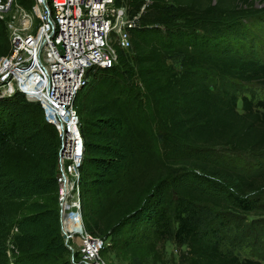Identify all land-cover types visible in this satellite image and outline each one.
<instances>
[{
  "label": "trees",
  "instance_id": "obj_1",
  "mask_svg": "<svg viewBox=\"0 0 264 264\" xmlns=\"http://www.w3.org/2000/svg\"><path fill=\"white\" fill-rule=\"evenodd\" d=\"M116 4L134 17L143 0ZM246 4L152 0L129 29L131 46L118 47L116 65L98 68L78 95L84 226L130 264L163 261L168 242L180 264H264L221 245L233 218L223 210L260 213L254 192L264 190V163L247 170L223 156L264 151V101L225 82L264 84V61L217 40L240 34L238 22L255 15ZM6 27L0 19V57L9 51ZM59 143L38 103L20 94L0 100V264H71L58 205L33 200L58 195ZM8 238L18 252L12 263Z\"/></svg>",
  "mask_w": 264,
  "mask_h": 264
},
{
  "label": "built area",
  "instance_id": "obj_2",
  "mask_svg": "<svg viewBox=\"0 0 264 264\" xmlns=\"http://www.w3.org/2000/svg\"><path fill=\"white\" fill-rule=\"evenodd\" d=\"M151 4L143 0L140 11L129 17L116 0H35V13L17 0H0V19L9 30V51L0 57V100L20 94L38 103L59 135L57 205L71 264H110L100 255L108 240L84 226L85 151L76 100L98 68L116 65L118 47L131 46L129 29Z\"/></svg>",
  "mask_w": 264,
  "mask_h": 264
},
{
  "label": "rangeland",
  "instance_id": "obj_3",
  "mask_svg": "<svg viewBox=\"0 0 264 264\" xmlns=\"http://www.w3.org/2000/svg\"><path fill=\"white\" fill-rule=\"evenodd\" d=\"M246 8L251 7L255 10V15L248 16L247 18L241 19L238 23L241 27L240 34L232 31H225L223 35L218 37V41L223 45L232 47L243 57H249L255 55L259 59L264 61V0H248ZM26 8V7H25ZM27 9V8H26ZM35 13V3L28 9ZM7 14V18L9 15ZM7 26V24H6ZM6 34L9 36L8 27H6ZM228 85L232 84L237 89H241L244 94L249 98L253 97L254 101H264V84L258 81L242 82L234 79L225 80ZM225 159L229 158L234 160L238 166L245 167L247 170H252L261 163H264V151L258 153H242V154H229L228 152L223 153ZM254 203L259 207L260 213L255 212L253 214H242L233 213L231 210H223V213H227L233 218L230 222V226H222V249L228 253H236L240 258H258L264 262V252H262V244L259 240L258 226L264 225V190L254 192ZM253 193V196H254ZM252 195V194H251ZM56 193L43 195L40 197H34V201L46 203L56 207L58 200ZM129 227L124 228L120 233L121 237L128 236L126 232ZM112 243V240H109ZM163 261H151L149 259L144 264H180L179 252L180 249L168 242L166 244ZM7 250V261L12 263L14 258L18 255V252L13 248L10 239L8 238L5 242ZM69 253L65 254V259L70 258ZM101 258L110 264H130L129 256L124 254L118 247L109 248L106 247L101 251ZM0 255V261L4 260Z\"/></svg>",
  "mask_w": 264,
  "mask_h": 264
}]
</instances>
